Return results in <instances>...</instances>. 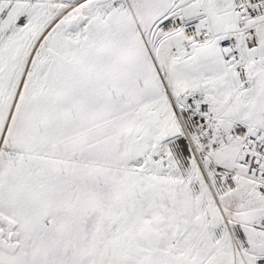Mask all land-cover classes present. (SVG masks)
Wrapping results in <instances>:
<instances>
[{"label": "snow or ice", "instance_id": "obj_1", "mask_svg": "<svg viewBox=\"0 0 264 264\" xmlns=\"http://www.w3.org/2000/svg\"><path fill=\"white\" fill-rule=\"evenodd\" d=\"M0 264H264V0H0Z\"/></svg>", "mask_w": 264, "mask_h": 264}]
</instances>
